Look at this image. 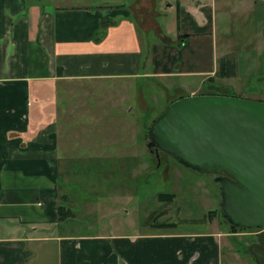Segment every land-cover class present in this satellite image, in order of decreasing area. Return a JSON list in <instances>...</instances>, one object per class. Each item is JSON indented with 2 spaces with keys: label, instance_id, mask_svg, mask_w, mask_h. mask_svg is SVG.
Wrapping results in <instances>:
<instances>
[{
  "label": "crops",
  "instance_id": "0c3cea01",
  "mask_svg": "<svg viewBox=\"0 0 264 264\" xmlns=\"http://www.w3.org/2000/svg\"><path fill=\"white\" fill-rule=\"evenodd\" d=\"M148 1H133L134 13L130 5L98 10L62 0H0V264H222V255L237 264V251L224 242L231 234L223 231L66 234L69 219L58 222L57 207L70 202L60 179L65 184L72 172V148L129 155L137 134L127 126L114 136L108 123L129 101L134 81L162 80L174 91L171 103L232 96L225 88L200 92L226 81L215 76L223 57L235 59L234 80L249 76L246 62L258 69L264 0H220V15L215 0H155L174 11V31L155 22L159 13ZM258 44L259 52L248 53ZM135 102L145 109L142 93Z\"/></svg>",
  "mask_w": 264,
  "mask_h": 264
},
{
  "label": "rangeland",
  "instance_id": "374dc122",
  "mask_svg": "<svg viewBox=\"0 0 264 264\" xmlns=\"http://www.w3.org/2000/svg\"><path fill=\"white\" fill-rule=\"evenodd\" d=\"M62 1L65 7H88L100 10L106 4L123 7L130 5L132 12L136 8V5H131L136 0ZM167 2L175 5V0H167ZM215 2L217 8L213 13L220 15V0ZM146 3L147 6H155L159 13L155 17V22L162 29L174 31L176 26L174 11L168 10L165 2L162 5L155 3V0ZM158 6L161 7L159 10ZM225 8L232 9L229 5ZM147 21L149 22L150 19ZM148 35L151 39L155 38L154 31L149 32ZM141 37L146 38V35L141 34ZM219 37L222 35L220 34ZM240 43L242 45L244 42ZM260 45L258 44V48L246 46L251 49H248V53L254 49L259 52ZM255 60L258 69H254L256 62L251 64L246 62L248 77L234 80L237 78L235 72V76L227 78L219 85L206 86L200 92H214V88L215 91H223L225 88L230 91L231 97L264 102V53L261 58L256 56ZM133 84L134 89L130 92L129 101L121 104V111L114 109L111 112L108 123L113 126L114 136H120L127 126H129L128 134L132 132L137 134V139L126 144L129 155H119L114 149L104 154L90 153L83 149L85 144H81L83 147L81 149L72 148L70 151L73 158L70 168L72 172L67 176L65 184L63 179H60V188L67 191L68 194L65 195L69 196L70 200L68 204L64 201L62 205L70 208L74 216L63 227L64 233L113 234L116 232L152 236L174 233L210 234L223 231L231 234L224 238V242L227 248L231 247L237 251L236 263L255 264L250 247L257 243L260 230L243 229L237 230L235 234L231 233L230 225L221 214L220 186L214 182L216 175L188 169L166 154H160L157 160L147 148L150 140L148 128L168 107L170 100L167 94L173 97L174 91L170 88L165 90L162 87V80L140 78ZM139 92L143 94L145 109L135 102ZM95 131L98 135L103 133V130L95 129ZM77 132L76 126L69 127L71 139ZM119 147L124 148L123 144H119ZM60 156H63L62 152ZM125 156L128 158H124ZM102 169L110 175H101L99 170ZM160 194L164 196L163 199H159ZM209 212H215V218L210 223ZM222 264H231L228 255H222Z\"/></svg>",
  "mask_w": 264,
  "mask_h": 264
},
{
  "label": "water",
  "instance_id": "95a60500",
  "mask_svg": "<svg viewBox=\"0 0 264 264\" xmlns=\"http://www.w3.org/2000/svg\"><path fill=\"white\" fill-rule=\"evenodd\" d=\"M148 133L147 148H154L157 160L162 152L188 169L224 174L214 178L221 214L232 234L238 228L261 230L250 253L256 264H264V102L227 95L182 97Z\"/></svg>",
  "mask_w": 264,
  "mask_h": 264
},
{
  "label": "trees",
  "instance_id": "16d2710c",
  "mask_svg": "<svg viewBox=\"0 0 264 264\" xmlns=\"http://www.w3.org/2000/svg\"><path fill=\"white\" fill-rule=\"evenodd\" d=\"M115 7L121 8V9L124 8L123 6H119V5H116ZM235 72H236V62H235L234 58H232V57H223V58L218 60V62H217V71L215 73V76L217 78L224 79V78L233 77V76H235ZM210 81H212V80L210 79ZM217 94H219V93H216V95ZM210 95H215V94H210ZM222 95H224V94H222ZM182 97L183 96H180L179 98H182ZM172 102H174V101H172ZM158 197H159V199L160 198L161 199L164 198V196L161 195V194L158 195ZM167 198L170 199V197H167ZM214 213L215 212H209L208 213L209 223L215 218V214ZM73 216L74 215H73V213H72V211L70 209H68V208H66L64 206H58L57 207L58 222L66 221V220L72 218ZM237 230H243V229L238 228ZM244 230H248V229H244Z\"/></svg>",
  "mask_w": 264,
  "mask_h": 264
},
{
  "label": "flooded vegetation",
  "instance_id": "af4514ba",
  "mask_svg": "<svg viewBox=\"0 0 264 264\" xmlns=\"http://www.w3.org/2000/svg\"><path fill=\"white\" fill-rule=\"evenodd\" d=\"M149 151H150V153L153 154V156L155 157V154L153 153V152H154V148L151 149V150H149ZM151 151H152V152H151ZM160 154H165V153L159 152V156H160ZM213 174H215V173H213ZM215 175H216V177H217V176L224 175V174L220 173V174H215ZM214 178H215V177H214Z\"/></svg>",
  "mask_w": 264,
  "mask_h": 264
},
{
  "label": "built area",
  "instance_id": "2783aa9c",
  "mask_svg": "<svg viewBox=\"0 0 264 264\" xmlns=\"http://www.w3.org/2000/svg\"><path fill=\"white\" fill-rule=\"evenodd\" d=\"M260 231H261V230H260ZM260 231H259V232H260Z\"/></svg>",
  "mask_w": 264,
  "mask_h": 264
}]
</instances>
